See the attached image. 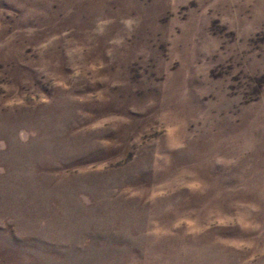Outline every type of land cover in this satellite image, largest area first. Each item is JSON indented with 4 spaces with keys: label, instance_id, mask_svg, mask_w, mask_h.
I'll return each mask as SVG.
<instances>
[{
    "label": "rangeland",
    "instance_id": "obj_1",
    "mask_svg": "<svg viewBox=\"0 0 264 264\" xmlns=\"http://www.w3.org/2000/svg\"><path fill=\"white\" fill-rule=\"evenodd\" d=\"M0 264H264V0H0Z\"/></svg>",
    "mask_w": 264,
    "mask_h": 264
}]
</instances>
